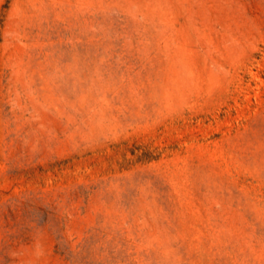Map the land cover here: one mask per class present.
<instances>
[{
    "label": "rangeland",
    "instance_id": "374dc122",
    "mask_svg": "<svg viewBox=\"0 0 264 264\" xmlns=\"http://www.w3.org/2000/svg\"><path fill=\"white\" fill-rule=\"evenodd\" d=\"M0 264H264V0H0Z\"/></svg>",
    "mask_w": 264,
    "mask_h": 264
}]
</instances>
